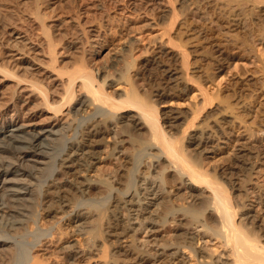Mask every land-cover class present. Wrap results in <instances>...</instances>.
<instances>
[{"label":"bare ground","instance_id":"1","mask_svg":"<svg viewBox=\"0 0 264 264\" xmlns=\"http://www.w3.org/2000/svg\"><path fill=\"white\" fill-rule=\"evenodd\" d=\"M148 1L153 5L160 3ZM174 1L181 4L185 0ZM257 50L264 57V41H259ZM78 68L81 69H71L73 72L67 74L60 104L54 103L56 106L48 102L47 89L37 81L25 80L21 73H16V68V71L3 70L4 79L15 85L12 92L15 99L25 104L32 102L34 96L40 97L52 110V120L57 121L62 111L69 119L39 125L14 117L0 125V264H52L49 257L45 262L40 258L41 252L49 251L62 254L59 264H67V258L63 261L68 254L61 239L63 221H84L87 225L91 219V230L82 243L79 238L75 240L81 248L84 245L102 248L105 258L108 245L109 256L104 264H264V233L260 234L264 227V202L254 201L260 206H257L260 218L255 215L256 204L239 207L234 197L208 178L203 167H197L201 161L196 162V158L193 163L192 158L189 161V148L174 137L177 144L169 131L164 130L167 123L165 127L172 129L178 124L166 121L160 126L156 110L138 98L123 81L124 74L113 78L115 84L105 79L97 82L84 65ZM164 73L175 83L180 78L175 69ZM226 76H217L205 89L213 93L223 86ZM73 84L79 85L78 96ZM174 86L178 90L164 95L169 99L168 105L174 111L185 109L188 112L185 115L195 116L197 98L202 93L189 91L188 100L181 103L179 98L187 90ZM27 90L29 95L24 94ZM116 91L118 99L113 96ZM243 111L249 123L260 112L257 105H248ZM181 114L176 112L178 117ZM184 119L179 125L186 123ZM231 120L234 119L228 122ZM244 125L241 121L234 123L235 139L226 138L229 143L226 154L233 156L237 165L246 167L243 150L237 148V137L246 130ZM207 133L198 134L191 141L195 148L204 146L200 154L208 151L206 141L212 134ZM255 141L264 145V135L254 136ZM101 163L107 169L96 171ZM90 172L96 173L94 177L88 176ZM150 178L158 182L149 183ZM146 194L157 196V203H144ZM46 196L55 208H42ZM176 199L182 201L177 208L173 204ZM67 206L75 214L66 213L56 220L58 208L64 210ZM124 240L128 242L121 246ZM69 249L70 257L75 259L78 248L73 245Z\"/></svg>","mask_w":264,"mask_h":264},{"label":"rangeland","instance_id":"2","mask_svg":"<svg viewBox=\"0 0 264 264\" xmlns=\"http://www.w3.org/2000/svg\"><path fill=\"white\" fill-rule=\"evenodd\" d=\"M159 2L153 5L148 0H0V125L14 117L39 125L69 119L62 111L57 115V121L52 120V110L45 106L40 97L34 96L32 102L25 104L15 99L12 94L15 85L13 81L4 79V69L16 71V68V73H21L25 80L37 81L44 86L48 92V102L54 106L60 104L59 97L65 88L63 82L66 84L69 71L80 70L78 67L84 65L97 82L105 79L113 81V84L120 74H124L123 81L134 89L138 98L156 110L155 117L160 126L166 121L178 124L172 129L165 127L167 123L164 130L169 131L168 134L173 136L171 138L178 139L180 145L189 148V161L191 158L192 163L195 158L198 160L196 162L201 161L197 167H203L208 178L234 197L239 207L241 204L255 205L256 199L264 202V145L259 141L253 142L254 136L264 135V57L257 50L259 41H264V0H185L181 4L174 0ZM223 6H226V10ZM234 65H237L236 70H233ZM167 69H175L179 73L177 83L164 73ZM224 74L227 75L226 80L219 90L211 93L205 89L217 76ZM174 84L188 92L182 93L179 98L181 103L188 100L189 91L202 93L197 98L195 116L185 115L188 114L185 109L174 111L168 105L169 99L164 95L178 90ZM73 88L78 96L81 93L79 85L73 84ZM27 91L24 94L29 95ZM113 94L118 99L119 92ZM246 105L259 106L260 112L252 123H249V117L243 111ZM224 109H227L226 115L223 114ZM176 112L182 114L178 117ZM225 116L234 119L231 120L234 123L241 121L246 126L245 132L237 137V148L243 150V160L249 168L237 165L234 157L226 154L229 147L226 138L235 139V130L234 123L228 122L231 118ZM193 117L197 118L193 120ZM182 118L186 123L179 125ZM181 125L187 127L185 131H182ZM207 132L212 134L205 144L208 151L200 154L198 152L204 146L195 148L191 141H194V136ZM109 139L107 137V142L111 141ZM175 142L178 144L177 140ZM125 147L129 149L128 145ZM106 167L104 163L98 164L96 171L99 169L100 172ZM94 174L90 172L88 176L94 177ZM82 175L86 177V174ZM152 180L147 179L149 183L155 181ZM157 198L146 194L143 202L157 203ZM181 202L173 200L175 208ZM41 204L43 209L55 208L48 196L42 199ZM257 206L254 207L255 215L260 213V206ZM58 210L56 220L66 216V213L71 216L75 214L71 206ZM238 211L241 212V209ZM240 212H237V216ZM89 221L87 225L84 221H63L61 235H64L61 239L68 253L63 261L67 258V264H104L108 260V245L105 246L108 248V251L105 250L106 259L102 248H87L85 245L81 248L75 240L79 238L82 243L88 230H91L89 224L92 219ZM261 229L260 234L263 235L264 227ZM127 242L124 240L120 244L125 246ZM72 244L79 251L75 259L70 257L69 247ZM108 244L111 245L110 242ZM60 255L51 251L41 252L40 258H44L45 262L49 257V262L59 264L63 256Z\"/></svg>","mask_w":264,"mask_h":264}]
</instances>
